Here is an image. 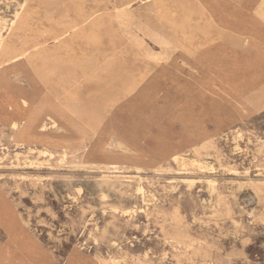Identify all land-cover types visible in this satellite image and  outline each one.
<instances>
[{"label":"rangeland","instance_id":"rangeland-1","mask_svg":"<svg viewBox=\"0 0 264 264\" xmlns=\"http://www.w3.org/2000/svg\"><path fill=\"white\" fill-rule=\"evenodd\" d=\"M0 264H264V0H0Z\"/></svg>","mask_w":264,"mask_h":264},{"label":"bare ground","instance_id":"bare-ground-1","mask_svg":"<svg viewBox=\"0 0 264 264\" xmlns=\"http://www.w3.org/2000/svg\"><path fill=\"white\" fill-rule=\"evenodd\" d=\"M100 9V8H99ZM99 9H98V11H99ZM88 12V11H87ZM100 12V11H99ZM87 28V27H86ZM89 29V28H88ZM86 32L88 31V30H85ZM103 43V42H102ZM105 43V42H104ZM193 43V42H192ZM128 49V48H127ZM14 60V59H13ZM130 61V60H129ZM131 62V61H130ZM60 64V63H59ZM56 65V64H55ZM152 66V65H151ZM144 68V67H143ZM111 81H113V80H111ZM85 87V86H84ZM86 87H88V86H86ZM106 92V91H105ZM82 93H83V91H82ZM85 93V92H84ZM26 103V102H25ZM196 103V102H195ZM195 106V105H194ZM84 113L86 114V115H90V116H92V118L93 117H95L94 115V112L93 111H91V110H89V109H87V110H85L84 111ZM196 116V115H195ZM95 119V118H94ZM54 120V119H53ZM60 121V120H59ZM33 122V121H32ZM54 122H55V120H54ZM176 133V132H175ZM177 134V133H176ZM175 136V135H174ZM64 157V156H63ZM17 158V157H16ZM65 158V157H64ZM18 162V161H17ZM99 162V161H98ZM185 163V162H184ZM191 164H193V163H191ZM195 164V163H194ZM193 164V165H194ZM193 165H192V167H193ZM16 167V166H15ZM194 168V167H193ZM212 168V167H211ZM182 170V169H181ZM185 182V181H184ZM189 182V181H188ZM209 182V181H208ZM190 183V182H189ZM192 184V183H191ZM208 184V183H207ZM210 184V183H209ZM192 186V185H191ZM208 186V185H207ZM189 189V188H188ZM139 190V189H138ZM140 191H142V189L140 190ZM139 191V192H140ZM141 196H142V194H141ZM105 200V199H104ZM112 211V210H111ZM114 212H115V210H113ZM117 212V211H116ZM127 213V212H126ZM117 214V213H116ZM125 216V215H124ZM130 219V218H129ZM10 259V258H9Z\"/></svg>","mask_w":264,"mask_h":264}]
</instances>
